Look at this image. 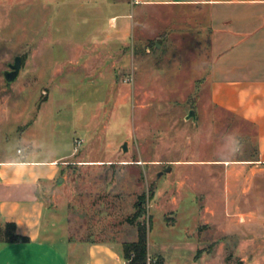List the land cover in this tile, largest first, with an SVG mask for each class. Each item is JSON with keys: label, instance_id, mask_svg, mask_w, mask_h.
I'll list each match as a JSON object with an SVG mask.
<instances>
[{"label": "rangeland", "instance_id": "1", "mask_svg": "<svg viewBox=\"0 0 264 264\" xmlns=\"http://www.w3.org/2000/svg\"><path fill=\"white\" fill-rule=\"evenodd\" d=\"M113 3L0 0V158L19 147L25 154L34 142L56 155L67 152L63 180L50 184L46 203L71 240L136 239L129 218L144 194L139 221L147 222L152 249L175 264L184 226L198 217L187 210L195 207L190 180L178 205L185 212L172 223L165 216L174 206L165 201L176 195L185 174L193 178L216 169L199 160L218 158L220 139L234 132L235 120L211 104L206 87L189 79L197 39L192 17L180 24L181 37L147 27L137 39L120 42L113 34L119 14ZM17 55L21 69L7 85L4 71ZM236 133L243 143L238 157L254 154L253 143ZM169 165L171 171L158 176ZM214 184L207 181V188ZM189 246L180 250L187 258ZM238 248L229 264H239ZM252 260L246 264H264V245Z\"/></svg>", "mask_w": 264, "mask_h": 264}, {"label": "crops", "instance_id": "2", "mask_svg": "<svg viewBox=\"0 0 264 264\" xmlns=\"http://www.w3.org/2000/svg\"><path fill=\"white\" fill-rule=\"evenodd\" d=\"M113 2L119 9L113 34L120 42L127 36L137 39L147 27L169 38L181 37L180 24L192 17L197 39L190 50L194 73L188 78L207 88L211 104L235 120L233 131L254 145V154L248 157L199 160L217 166L211 170L214 173L199 171L193 178L185 174L176 195L165 201L174 206L165 216L172 223L185 212L178 205L190 180L196 200L195 207L187 210L199 218L184 226V238L173 254L175 264H229L234 245L241 246L236 250L238 260L250 263L264 245L260 242L264 241V0ZM17 149L0 158V226L14 222L17 233L29 239L0 240V264H125L123 241L71 240L69 231L60 228L57 214L47 209V189L59 177L67 152L46 163L31 158L29 150L21 155ZM207 181L215 184L207 188ZM164 194L159 190L157 196L163 199ZM182 245H190L189 258L180 252ZM148 252L169 264L149 241Z\"/></svg>", "mask_w": 264, "mask_h": 264}, {"label": "trees", "instance_id": "3", "mask_svg": "<svg viewBox=\"0 0 264 264\" xmlns=\"http://www.w3.org/2000/svg\"><path fill=\"white\" fill-rule=\"evenodd\" d=\"M151 198L154 197L153 189L150 192ZM145 195L139 196L135 204V211L129 218L130 222L134 223L137 228V236L135 240L123 241V258L125 264H147V259L151 255L148 252V227L147 222L139 221V218L144 215ZM150 218V217H149ZM150 221V219H149ZM29 238L17 233L16 224L14 222H6L0 226V240L4 242L27 241ZM155 264H164V259L161 255L153 256ZM239 264H241L239 262Z\"/></svg>", "mask_w": 264, "mask_h": 264}, {"label": "clouds", "instance_id": "4", "mask_svg": "<svg viewBox=\"0 0 264 264\" xmlns=\"http://www.w3.org/2000/svg\"><path fill=\"white\" fill-rule=\"evenodd\" d=\"M30 157L39 162L51 163L56 155V150L52 147L34 142L29 147ZM243 152L242 137L236 132H227L221 137L217 146V157L221 160H231L241 155Z\"/></svg>", "mask_w": 264, "mask_h": 264}, {"label": "water", "instance_id": "5", "mask_svg": "<svg viewBox=\"0 0 264 264\" xmlns=\"http://www.w3.org/2000/svg\"><path fill=\"white\" fill-rule=\"evenodd\" d=\"M159 46L160 45L156 43L153 48L159 47ZM149 50L150 49H148V51ZM21 65H22V57L19 56V55H17L15 57L13 63H9L8 64L9 69L4 71V76L6 78L7 85H10L18 77L19 72H20V69H21ZM188 115L195 116L194 111L193 110H190L189 113H188ZM122 148H123L124 151L127 150V146H126L125 143L123 144V147ZM171 169H172V167L170 165L167 166L164 171H160L158 173V176L163 175L164 172H170ZM62 180H63V177L59 176L56 179V183L57 184H60L62 182Z\"/></svg>", "mask_w": 264, "mask_h": 264}, {"label": "built area", "instance_id": "6", "mask_svg": "<svg viewBox=\"0 0 264 264\" xmlns=\"http://www.w3.org/2000/svg\"><path fill=\"white\" fill-rule=\"evenodd\" d=\"M17 152H18V154L23 155L22 149L20 147L17 149ZM147 264H155L154 259H152L151 257H148Z\"/></svg>", "mask_w": 264, "mask_h": 264}]
</instances>
